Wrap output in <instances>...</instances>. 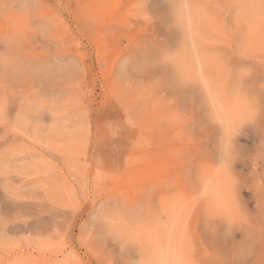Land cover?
I'll list each match as a JSON object with an SVG mask.
<instances>
[{"label":"rangeland","instance_id":"374dc122","mask_svg":"<svg viewBox=\"0 0 264 264\" xmlns=\"http://www.w3.org/2000/svg\"><path fill=\"white\" fill-rule=\"evenodd\" d=\"M170 263L264 264V0H0V264Z\"/></svg>","mask_w":264,"mask_h":264},{"label":"bare ground","instance_id":"6f19581e","mask_svg":"<svg viewBox=\"0 0 264 264\" xmlns=\"http://www.w3.org/2000/svg\"><path fill=\"white\" fill-rule=\"evenodd\" d=\"M181 16V15H180ZM220 194V193H219ZM40 220V219H39ZM178 241V240H177ZM166 255V254H165ZM175 259V258H174ZM165 263V262H164ZM171 264V263H170Z\"/></svg>","mask_w":264,"mask_h":264}]
</instances>
